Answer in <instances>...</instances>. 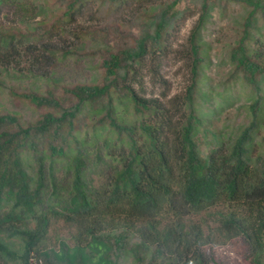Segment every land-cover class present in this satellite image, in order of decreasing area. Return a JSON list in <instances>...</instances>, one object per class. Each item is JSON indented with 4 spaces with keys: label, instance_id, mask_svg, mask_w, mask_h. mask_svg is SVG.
<instances>
[{
    "label": "trees",
    "instance_id": "trees-1",
    "mask_svg": "<svg viewBox=\"0 0 264 264\" xmlns=\"http://www.w3.org/2000/svg\"><path fill=\"white\" fill-rule=\"evenodd\" d=\"M218 1L193 9L183 0H55L59 14L35 22L45 3L0 0V14L17 17L0 25V69L28 62L46 77L84 42L89 29L76 23L96 3L121 16L102 38L92 32L103 46L101 80L21 93L41 110L30 121L0 112V264H225L216 237L188 222L201 213L216 216L223 241L243 243L251 264H264V0H230L246 9L230 60L252 96L249 119L234 136L213 133L203 155L201 35ZM135 2L142 14L125 17ZM195 15L186 42L171 49L173 32ZM121 23L137 36L122 35ZM170 51L188 72L173 94L161 71ZM148 82L164 89L149 92ZM58 220L74 229L71 241L48 245Z\"/></svg>",
    "mask_w": 264,
    "mask_h": 264
},
{
    "label": "rangeland",
    "instance_id": "rangeland-1",
    "mask_svg": "<svg viewBox=\"0 0 264 264\" xmlns=\"http://www.w3.org/2000/svg\"><path fill=\"white\" fill-rule=\"evenodd\" d=\"M39 1L45 3L48 8L44 13L36 15L34 21L39 22L47 19L51 22L60 12L57 10L55 0ZM100 4L96 3L90 13L78 18L76 25L81 26L83 29H89V32L82 36L84 37L83 43L77 41L75 42L76 46L70 47L72 53L59 57V61L53 68V74L50 77L41 76L30 67L28 62L0 69V112L17 113L22 119L30 121L36 118L41 110L32 105L21 93L31 90L45 92L49 86L55 84L61 90L64 85L69 86L80 82L101 80L103 72L100 66L102 51L98 48L103 46L95 39V36L102 38L103 29L111 23L120 22L118 19L121 16L110 14L106 11L107 7ZM186 6L194 9L196 0H183L182 7ZM140 7L138 2L132 4V8L124 14L125 17L130 16L131 10L136 11L134 15L142 14L143 11ZM7 11V8L2 9L0 25L11 26L16 23L17 17L12 15V12L8 13ZM245 13V7L238 2L218 1L215 7L211 9L207 23L202 30L201 38L205 46L206 64L202 68V80L200 82L201 95L203 96L200 103V113L204 123L200 127L196 138L203 155L208 153L214 143L215 136L213 133L225 137L229 134L234 136L249 119L248 104L252 101V96L240 79L232 77L233 64L230 60V50L238 39ZM196 17V15L189 17L181 23L179 29L173 32L171 49H179L186 42ZM259 23L261 24V31L264 32V20L259 18ZM131 28L132 26L128 23H121L118 31L121 32L122 30V35L126 32V34L129 33L128 36L132 33L137 36L138 31L134 28L130 31ZM92 32L96 35L92 36ZM115 36V34L110 36L113 43L117 42L115 39H120V37ZM71 40L76 41L70 38ZM120 43L122 41H119L118 45ZM161 71L168 81L165 90H170L172 94L181 91L187 83V68L183 61L178 58L176 52H169ZM148 89L149 92L156 91L155 93L158 94L164 88L154 89L149 83ZM98 135H100L99 139L103 136L102 134ZM85 137L86 133L81 134L80 140L84 141ZM261 137L262 135L256 136L257 141H261ZM84 145L89 150L93 148L92 140L85 141ZM91 157L93 156L91 155ZM96 172L97 170H95V173L92 172L91 176L95 177L96 182H98L100 178ZM188 222L201 224L207 233L210 232L216 237L217 244L213 249L218 261L225 264H251L244 254V245L238 238L223 241L224 237L221 234L215 215H209L208 213L193 215ZM73 231L74 229L63 220L54 221L49 231L47 244H58L60 239L71 241ZM10 241L18 249V240L13 239Z\"/></svg>",
    "mask_w": 264,
    "mask_h": 264
},
{
    "label": "built area",
    "instance_id": "built-area-1",
    "mask_svg": "<svg viewBox=\"0 0 264 264\" xmlns=\"http://www.w3.org/2000/svg\"><path fill=\"white\" fill-rule=\"evenodd\" d=\"M31 264H34V260H32Z\"/></svg>",
    "mask_w": 264,
    "mask_h": 264
}]
</instances>
